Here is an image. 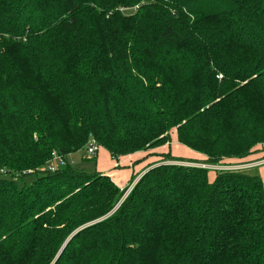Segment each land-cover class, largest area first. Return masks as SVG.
Returning a JSON list of instances; mask_svg holds the SVG:
<instances>
[{"label": "trees", "instance_id": "trees-1", "mask_svg": "<svg viewBox=\"0 0 264 264\" xmlns=\"http://www.w3.org/2000/svg\"><path fill=\"white\" fill-rule=\"evenodd\" d=\"M172 130L207 164L264 144V0H0V264H264L258 173L69 160Z\"/></svg>", "mask_w": 264, "mask_h": 264}, {"label": "rangeland", "instance_id": "rangeland-1", "mask_svg": "<svg viewBox=\"0 0 264 264\" xmlns=\"http://www.w3.org/2000/svg\"><path fill=\"white\" fill-rule=\"evenodd\" d=\"M171 136L173 137V140L171 142H166L146 150L130 152L123 155L121 154L119 155L118 161L122 159V157L132 158L131 165L133 164L141 165L142 162L145 161L146 162L150 160L159 161V160L167 159V161H164L163 163L185 165V166L187 165L200 166V167L203 166L205 168L210 169L209 171L210 181H212L215 178L216 171L218 170H240L248 173H258L263 180V186H264V144L257 145L256 148L257 151L256 152L254 151L252 154L248 155L245 158H227L220 164H207L206 163L207 157L203 155L201 152L192 150L189 154L185 152V150L181 148V146L180 148L176 146V144L179 142L176 141V132L174 130L171 131ZM137 152H144V154H150V155L148 156L143 154L140 156V153ZM182 153H187L190 156L185 157L184 155H182ZM107 154L110 155L108 150L103 146L99 145L98 152L95 156H91V157L87 156V152L85 148H83L75 153L70 154L69 160L73 161L74 165L76 166L86 167L87 170L89 169V171H93L95 169L102 172L101 170H99L100 168H99V164H97V160L99 163V157H102L101 163H103L104 166H107V163H109L108 166H110L112 157L110 155L108 158ZM136 157L138 158L136 159ZM84 158L87 159L88 161L84 160ZM146 162L145 164L147 165L148 163ZM135 175H132L131 179H129L128 182L125 185H123L121 188L123 189L127 187L131 189L133 184H135V182L138 179L134 177ZM29 179L30 178H27L26 180L30 182L31 180ZM22 181H23L22 179H17L18 185H21Z\"/></svg>", "mask_w": 264, "mask_h": 264}, {"label": "crops", "instance_id": "crops-1", "mask_svg": "<svg viewBox=\"0 0 264 264\" xmlns=\"http://www.w3.org/2000/svg\"><path fill=\"white\" fill-rule=\"evenodd\" d=\"M177 147L183 148L185 150V152L189 153L192 151L190 148L181 145L180 143L176 144ZM140 153V156L144 154V152H137ZM187 153H182V155L186 156H190ZM99 155V154H98ZM144 155H150V154H144ZM110 155L107 154V157L109 158ZM139 156V157H140ZM184 157V158H185ZM134 158V157H133ZM138 157H136L137 159ZM135 159V158H134ZM102 157H99V163L97 160V164H99V170H101L102 172H104L105 174L109 175L120 187H122L123 185H125L129 179H131L132 175H135L138 172H141L144 170V168L146 167L145 162H142V164H138V165H131V160L132 158H126V157H122V159H120L119 161L116 162V160L111 159V165L108 166L109 163H107V166H104L103 163H101ZM153 160L147 161L146 163H151ZM120 165L121 168H117L116 166ZM145 164V165H144ZM143 173V172H142Z\"/></svg>", "mask_w": 264, "mask_h": 264}, {"label": "built area", "instance_id": "built-area-1", "mask_svg": "<svg viewBox=\"0 0 264 264\" xmlns=\"http://www.w3.org/2000/svg\"><path fill=\"white\" fill-rule=\"evenodd\" d=\"M99 149V144L97 143L96 140H91L88 145H87V154L89 156L95 155L98 152ZM64 163V158L57 153L53 152L52 153V158L49 161L50 164V169L55 170L58 164H63Z\"/></svg>", "mask_w": 264, "mask_h": 264}]
</instances>
